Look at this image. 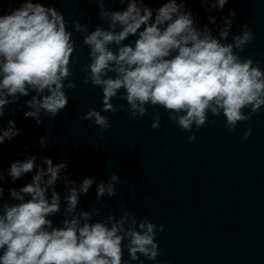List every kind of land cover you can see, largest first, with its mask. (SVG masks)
Listing matches in <instances>:
<instances>
[{"label":"clouds","instance_id":"clouds-1","mask_svg":"<svg viewBox=\"0 0 264 264\" xmlns=\"http://www.w3.org/2000/svg\"><path fill=\"white\" fill-rule=\"evenodd\" d=\"M109 2L126 7L109 10L105 7ZM200 2L206 10H222L230 0ZM96 3L107 28L97 26L92 31L78 20L69 31L62 12L34 0H22L6 13L0 11V118L7 105L30 92L34 95L26 105L31 111L24 115L35 118L37 125L41 113L54 119L68 106L66 90L76 88L75 81L69 79L75 52L73 31L83 34L82 43L90 49V63L81 69L83 83L102 90L101 109L90 108L83 116L99 127L101 140L111 127L110 118L102 113L117 112L113 99L126 101L132 119L143 118L149 106L163 108L169 120L186 132H192L194 126L203 128L209 113L223 115L231 132L264 107V70L253 59L238 54L253 42L254 34L244 24L241 33L226 42L235 10L221 18L223 27L215 36L207 26L197 27L191 9L186 8L187 0H164L156 9L145 0ZM208 19L216 24L215 17ZM130 37H136L134 43H124ZM119 107L124 110L123 104ZM160 127L157 116L151 128ZM251 132L249 128L241 139L247 140ZM22 134L15 121L9 120L8 127L0 129V145ZM196 139L193 134L187 141ZM41 145L46 146L44 139ZM36 159L29 155L8 168L13 182L36 171L30 183L7 190L16 203H0V264H128L125 246L131 261L144 264L141 257L157 260L161 253L156 237L164 231L163 224L157 226L146 217L138 219L133 211H124L118 218L110 212L93 222V216L101 211L95 206L76 213L80 196L88 193L96 177L84 178L79 187L75 180L64 178L65 219L61 226H54L50 217L61 210V195L55 186L68 165L66 161L54 164L45 157L37 169ZM3 180L0 171V202L5 193ZM119 182L115 172L106 182L101 181L97 201L117 196L115 185Z\"/></svg>","mask_w":264,"mask_h":264}]
</instances>
